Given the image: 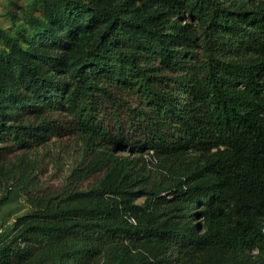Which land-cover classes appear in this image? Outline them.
Segmentation results:
<instances>
[{"label": "trees", "instance_id": "16d2710c", "mask_svg": "<svg viewBox=\"0 0 264 264\" xmlns=\"http://www.w3.org/2000/svg\"><path fill=\"white\" fill-rule=\"evenodd\" d=\"M148 6L164 21L66 0L57 31L89 14L105 23L99 39L68 63L19 51L0 88V143L37 155L64 131L78 159L56 189L37 156L0 159V204L19 190L31 206L0 264H264V0ZM185 13L199 22L174 20Z\"/></svg>", "mask_w": 264, "mask_h": 264}, {"label": "rangeland", "instance_id": "374dc122", "mask_svg": "<svg viewBox=\"0 0 264 264\" xmlns=\"http://www.w3.org/2000/svg\"><path fill=\"white\" fill-rule=\"evenodd\" d=\"M84 1L97 6H121L129 13L147 18L152 22L164 19L160 17L163 14L162 9L148 6L152 0ZM65 4L66 0H0V88L10 85L8 74L14 64L18 62L20 50L28 59L38 53L64 54L67 58L66 63H68L71 55L99 39L105 23H86L90 17L89 14L76 16L75 20L71 22L70 31H57L61 18L60 11ZM174 20L181 23L199 22L197 19L192 20L188 13L174 16ZM162 24L164 25V22ZM44 26L51 28V32L57 35L58 41L55 40L51 43L44 41L47 35L42 30ZM162 27L164 33L173 32L170 26ZM65 35H67V39ZM9 88L12 89L13 86ZM0 112L6 115L1 98ZM0 147H6L1 152L0 159L9 169L17 166H29L30 160L37 156L40 161L37 171H39L42 185L49 189H56L64 183L69 166L78 159V144L70 133L64 131L57 135H51L44 145L34 146L33 151H37V155L34 152L24 153L23 149L17 148L11 141L0 143ZM125 154L132 155L129 151ZM30 210L31 206L23 192L19 190L9 192L8 199L0 204V247L15 232L16 219ZM230 252L245 258L248 255H255L257 250H233Z\"/></svg>", "mask_w": 264, "mask_h": 264}]
</instances>
